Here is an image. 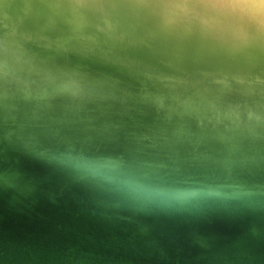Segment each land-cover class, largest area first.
Masks as SVG:
<instances>
[{
	"label": "bare ground",
	"instance_id": "1",
	"mask_svg": "<svg viewBox=\"0 0 264 264\" xmlns=\"http://www.w3.org/2000/svg\"><path fill=\"white\" fill-rule=\"evenodd\" d=\"M121 2L0 0V264H264V41Z\"/></svg>",
	"mask_w": 264,
	"mask_h": 264
},
{
	"label": "clouds",
	"instance_id": "2",
	"mask_svg": "<svg viewBox=\"0 0 264 264\" xmlns=\"http://www.w3.org/2000/svg\"><path fill=\"white\" fill-rule=\"evenodd\" d=\"M76 7L88 5L79 4ZM98 7L127 9L137 17L148 18L167 32L179 33L195 27L202 37L248 45L264 41V0H124ZM74 166L94 176L110 179V162L79 160ZM148 199L184 201L195 193L142 189Z\"/></svg>",
	"mask_w": 264,
	"mask_h": 264
}]
</instances>
